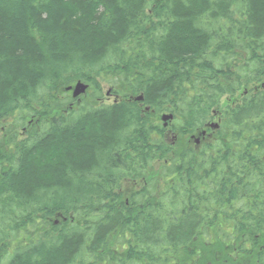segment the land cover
Returning <instances> with one entry per match:
<instances>
[{"label": "trees", "instance_id": "trees-1", "mask_svg": "<svg viewBox=\"0 0 264 264\" xmlns=\"http://www.w3.org/2000/svg\"><path fill=\"white\" fill-rule=\"evenodd\" d=\"M9 119L0 264H264V0H0Z\"/></svg>", "mask_w": 264, "mask_h": 264}, {"label": "rangeland", "instance_id": "rangeland-1", "mask_svg": "<svg viewBox=\"0 0 264 264\" xmlns=\"http://www.w3.org/2000/svg\"><path fill=\"white\" fill-rule=\"evenodd\" d=\"M108 86H109L108 84L103 83L101 101H103L105 103H111L115 99L114 94L108 92V88H109ZM70 93L72 95V91ZM86 95H89V92H88V94L86 93L83 96H86ZM237 98L239 99L240 95L235 97V99H237ZM90 99L91 98H89V101H90ZM228 102H231V101H229V99H227V98H224L222 101V104L226 105ZM160 115H162V113H160ZM157 119L159 120V123H162L161 117L158 116ZM216 120H217V117L212 122H216ZM169 129H170V126H169ZM168 132L171 133L170 130H168ZM24 137H25L24 136V128H22V126L17 121H14L13 119H9L5 122L4 127H0V149L3 150L4 152L6 151L7 153L12 152L13 151L12 147L14 146V143H16L17 140L19 141V140L23 139ZM11 138H13L14 141ZM196 139H194V141ZM194 141H192V142L194 143ZM14 148H15V146H14ZM63 220H65V218ZM56 223H58V221H56ZM31 230H33V227H31L30 229L28 228L26 231L31 232ZM27 235H26V237H27ZM10 247H12V241L10 243Z\"/></svg>", "mask_w": 264, "mask_h": 264}, {"label": "flooded vegetation", "instance_id": "flooded-vegetation-1", "mask_svg": "<svg viewBox=\"0 0 264 264\" xmlns=\"http://www.w3.org/2000/svg\"><path fill=\"white\" fill-rule=\"evenodd\" d=\"M245 94H246V91H245ZM238 95H240V98L238 99H235V97H232L231 98V103H232V105H235V104H237V103H240V101H241V94H240V92H239V94ZM237 97V96H236ZM144 111H148V107H146V110H144ZM215 114H218V115H216V117H217V120H216V122H218V123H220V116H219V113H215ZM210 123L209 122H207L206 123V125H205V127L204 128H207V134L204 136L203 134H201L200 135V133L201 132H199L198 133V135L200 136V139H199V141L198 142H195L194 141V145L198 148V149H200V148H204L205 147V145H206V143L207 142H209L210 140H211V138H212V131H215V130H218V128H216V129H214V130H212L210 127ZM209 133H210V135H209ZM169 134L167 135V140H169ZM254 238H257V239H259V244L261 245V248H260V251H263V253H264V243H263V240H264V234H259V235H256ZM261 238H262V240H261ZM263 243V244H262ZM248 249V248H247ZM249 250V249H248Z\"/></svg>", "mask_w": 264, "mask_h": 264}, {"label": "water", "instance_id": "water-1", "mask_svg": "<svg viewBox=\"0 0 264 264\" xmlns=\"http://www.w3.org/2000/svg\"><path fill=\"white\" fill-rule=\"evenodd\" d=\"M89 85L82 82V81H77L75 85H71L69 87H67V90L70 91L72 90L73 92V97H79L81 96L82 94H85L87 89H88ZM136 100H142L143 99V96L142 95H139L135 98ZM162 121H163V124L164 126H168L169 122L173 119V114L171 113H164L161 117ZM216 125H213L212 127H215ZM203 135L206 134V131H203L202 132ZM196 141H198V139H196Z\"/></svg>", "mask_w": 264, "mask_h": 264}]
</instances>
